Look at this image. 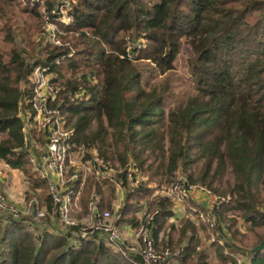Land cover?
<instances>
[{
	"label": "trees",
	"instance_id": "16d2710c",
	"mask_svg": "<svg viewBox=\"0 0 264 264\" xmlns=\"http://www.w3.org/2000/svg\"><path fill=\"white\" fill-rule=\"evenodd\" d=\"M60 5L68 20L58 13ZM46 22L56 31H48ZM183 35L198 42L186 59L192 86L179 99L169 89ZM35 67L54 86L47 104L70 127L72 149L85 158L93 148L121 167L114 176L124 188L117 223H134L143 197L187 171L188 182L222 198L213 207L215 223H197L217 258L264 264V250H250L264 234L240 249L232 239L235 215L227 214L237 210L251 226L264 224L258 187L264 182V0H0V159L19 168L31 185L44 186L21 148ZM78 91L81 97H72ZM126 165L132 180L145 173L147 183L127 184ZM152 179L156 184L149 185ZM86 180L83 197L91 187L102 192L92 175ZM107 186L110 198L112 181ZM157 197L148 201L159 207L154 235L172 215L167 199ZM168 230L177 232L182 263L207 264L193 221L175 217ZM66 237L0 217V264H143L101 241L72 244Z\"/></svg>",
	"mask_w": 264,
	"mask_h": 264
},
{
	"label": "built area",
	"instance_id": "2783aa9c",
	"mask_svg": "<svg viewBox=\"0 0 264 264\" xmlns=\"http://www.w3.org/2000/svg\"><path fill=\"white\" fill-rule=\"evenodd\" d=\"M58 13L65 20L69 19L61 5L58 6ZM50 37L58 42L52 34ZM31 75V109L23 118L21 148L28 153V163L34 177L43 181L44 186L31 185L30 179L18 171L17 187L8 189L2 183L6 176L0 175L2 220L21 218L37 229L65 233L72 244L79 239L101 241L124 256H139L143 264H183L179 249L171 251L168 246L157 247L159 234L154 235L153 228L159 207L150 208L148 201H157V196L165 197L170 204L172 218L187 216L195 224L202 220L212 226L215 223L213 207L222 198L202 184L188 182L179 171L167 185L153 189L142 198L135 210V222H125L124 227L130 231L129 238H126L124 230L117 223L124 188L114 176L122 170L121 167H117L115 162L110 165L93 148L85 150V158H81V150L72 149L70 127L58 108L47 104L48 96L53 97L54 88L48 81V75L38 67ZM82 93L78 91L72 97H81ZM34 127L38 128L40 139L30 136L29 130ZM130 172V165H126L124 181L137 185L139 177L132 180ZM86 174L95 178L102 192L91 187L83 197ZM106 181H112L114 187L110 198L101 196ZM188 199L196 204L188 203Z\"/></svg>",
	"mask_w": 264,
	"mask_h": 264
},
{
	"label": "rangeland",
	"instance_id": "374dc122",
	"mask_svg": "<svg viewBox=\"0 0 264 264\" xmlns=\"http://www.w3.org/2000/svg\"><path fill=\"white\" fill-rule=\"evenodd\" d=\"M66 1L67 0H65V2ZM45 28L48 31H50V30L54 31V32L56 31L54 25H52L50 23H45ZM197 42H198V37H193L192 35L181 36L177 53L175 54L174 60L172 62L173 66L175 67V72H171V73H173L172 77H171L172 86L170 87L169 91L171 93H173V95H176L177 98H179V99H181L180 94L184 92L185 87H191L192 86V81H191L190 77L188 76V72L186 69V62H187L186 59L191 55L193 49L196 47ZM31 77L33 78V81H35V77H33L32 75H31ZM37 130H38L37 127L36 128L34 127L32 130H29V134H30V136H33V139L40 137V133ZM21 132L23 134L22 128H21ZM105 146L106 147L111 146L108 135H106V138H105ZM198 167H199V161H196L190 165L189 171H192V175H195L197 173ZM28 168H30V166H28ZM18 171L21 172V170L19 168L10 167L2 159H0V175L6 176V179L2 180L3 181L2 183L8 189H13V188L17 187V185H15V183H18V177H20L18 174ZM178 172L179 171H177L176 174ZM186 172L187 171H185L184 173L182 172L181 174L183 176H185ZM138 177L144 183V182H146L147 174L140 173V176H138ZM226 177L228 178V174L226 175ZM85 178L90 179L91 175L86 174ZM148 183L150 185H152V184H156V181H155V179H152ZM168 183L169 182H160L159 188L167 185ZM212 184H215V183L213 182ZM222 185H224V184L222 183ZM102 186H103V184H102ZM258 187H259L260 192H264V182H261V183L259 182ZM108 194L110 195V190H108V186L107 187L105 186L104 194H102V196L104 198H107ZM262 209H264V208H262ZM227 214L235 215L236 227H237L238 231L235 232L234 237L232 239L238 244L240 249L245 251L246 248L249 247L254 242V240L257 238V236L259 234H264V224L251 226L249 224V222L243 220L241 213L237 210L227 211ZM170 221H172V220L167 218L164 221V223L162 224V226L160 227V229L158 231L159 239L156 242V245H157V247L161 248V247H164L165 243L169 244L168 245L169 250L173 251V250H177V248H178V245L176 243L177 232H176V230H168L167 231L168 223ZM195 225H196V234H198V236H199V241H200L201 245L203 247H205L204 250L207 254L206 255L207 264H223V262H221V260H219L217 258V254H216V251L214 250V246L212 244H210V242H209L210 238L208 239V237L205 236L206 230L202 229L199 226V224H195ZM165 234H167V236L169 237L168 242H166V240H165L167 238V237H165ZM241 257H243V256H241ZM183 264H190V261L183 262Z\"/></svg>",
	"mask_w": 264,
	"mask_h": 264
},
{
	"label": "water",
	"instance_id": "95a60500",
	"mask_svg": "<svg viewBox=\"0 0 264 264\" xmlns=\"http://www.w3.org/2000/svg\"><path fill=\"white\" fill-rule=\"evenodd\" d=\"M251 251L264 250V236H262L251 248Z\"/></svg>",
	"mask_w": 264,
	"mask_h": 264
},
{
	"label": "crops",
	"instance_id": "0c3cea01",
	"mask_svg": "<svg viewBox=\"0 0 264 264\" xmlns=\"http://www.w3.org/2000/svg\"><path fill=\"white\" fill-rule=\"evenodd\" d=\"M150 185V184H149ZM123 195H124V192H123ZM135 214V213H134ZM135 216V215H134ZM176 217V216H175ZM170 220H173L172 216L171 217H168ZM129 223V222H128ZM120 226L122 227V229L124 230V235L126 236V238H129V235H130V231H128L126 229V227H124V225L126 224L125 222H122V223H119ZM130 224H133V223H130ZM160 229V228H159ZM158 229V231H159ZM158 233V232H157ZM165 237H166V234H165ZM165 239V238H164ZM166 240V239H165Z\"/></svg>",
	"mask_w": 264,
	"mask_h": 264
}]
</instances>
